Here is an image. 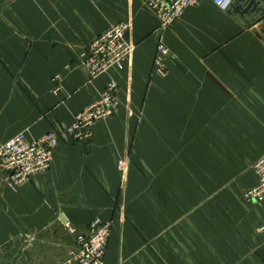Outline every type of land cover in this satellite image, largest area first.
Instances as JSON below:
<instances>
[{
    "label": "crops",
    "instance_id": "crops-1",
    "mask_svg": "<svg viewBox=\"0 0 264 264\" xmlns=\"http://www.w3.org/2000/svg\"><path fill=\"white\" fill-rule=\"evenodd\" d=\"M147 2L0 0V145L60 135L47 173L13 189L0 169V264H70L66 227L94 220L112 224L104 264H264V201L243 197L264 156V0H201L165 30ZM120 23L135 50L92 80L83 55ZM112 82L115 115L76 141Z\"/></svg>",
    "mask_w": 264,
    "mask_h": 264
},
{
    "label": "built area",
    "instance_id": "built-area-1",
    "mask_svg": "<svg viewBox=\"0 0 264 264\" xmlns=\"http://www.w3.org/2000/svg\"><path fill=\"white\" fill-rule=\"evenodd\" d=\"M201 0H148L147 6L159 21V29L165 30L180 20L185 11L199 5ZM222 10L231 7L234 0H210ZM130 26L120 23L108 32L98 36L83 57L86 60L92 80L113 69L123 70L135 48L126 41ZM166 58H174L169 48L161 42L153 66L155 74L164 76L168 72ZM61 76H55V92L60 90ZM118 86L110 83L101 98L79 112L66 132L78 142H87L92 136L93 127L103 120L113 117L119 107L116 98ZM60 135L51 130L39 139H30L26 132H21L0 145V169L7 173L11 188H18L37 175L47 173L53 164L54 154L59 147ZM122 168L124 163L119 164ZM258 184L244 194L247 202L264 201V156L253 166ZM110 223L92 221L85 231L69 227L68 231L76 240V248L69 255L70 264H104L111 236ZM264 232V225L260 228Z\"/></svg>",
    "mask_w": 264,
    "mask_h": 264
},
{
    "label": "rangeland",
    "instance_id": "rangeland-1",
    "mask_svg": "<svg viewBox=\"0 0 264 264\" xmlns=\"http://www.w3.org/2000/svg\"><path fill=\"white\" fill-rule=\"evenodd\" d=\"M92 130H93V129H92ZM91 137H92V136H91ZM90 139H91V138H90ZM90 139H89V140H90ZM257 161H258V160H257ZM257 161H256V162H257ZM254 164H255V163H254ZM254 164H253V166H254ZM245 193H246V192H245ZM245 193H244V194H245ZM244 194H243V197H244ZM244 199H245V197H244ZM245 200H246V199H245ZM246 201H247V200H246ZM110 224H111V223H110ZM111 225H112V224H111ZM69 227H70V226H67V227H66V228H67V231H68ZM72 228H73V227H72ZM68 232H69V231H68Z\"/></svg>",
    "mask_w": 264,
    "mask_h": 264
}]
</instances>
